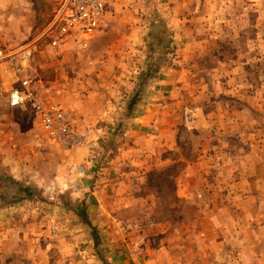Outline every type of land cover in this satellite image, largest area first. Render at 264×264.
<instances>
[{"label":"rangeland","instance_id":"obj_1","mask_svg":"<svg viewBox=\"0 0 264 264\" xmlns=\"http://www.w3.org/2000/svg\"><path fill=\"white\" fill-rule=\"evenodd\" d=\"M61 4L0 0V48L31 53L35 100L61 107L80 138L65 148L36 102L16 107L35 126L0 147L2 230L33 235L52 264H264V182L223 180L213 161L232 142L250 170L251 143H264V0H107L86 44L55 49ZM209 170L249 194L210 198Z\"/></svg>","mask_w":264,"mask_h":264},{"label":"crops","instance_id":"obj_2","mask_svg":"<svg viewBox=\"0 0 264 264\" xmlns=\"http://www.w3.org/2000/svg\"><path fill=\"white\" fill-rule=\"evenodd\" d=\"M94 38V37H93ZM5 63H0V86L2 89L7 85H10V74L13 73L11 68L7 65V70L4 68ZM9 70V72H8ZM11 70V71H10ZM14 76V73H13ZM16 80V79H15ZM7 84V85H5ZM9 99L4 98V95H0V147L4 145V142H8L5 145L12 144L13 142H19L20 138H28L31 137L30 131L34 130L35 124L33 123L29 128H21L22 122L18 115L24 113V110L21 108H11L9 106ZM22 111V112H21ZM96 114V113H95ZM98 114V113H97ZM96 114V115H97ZM90 120V119H89ZM89 125L90 121L88 118L84 121ZM241 125H239V130ZM229 128V127H228ZM237 129V128H236ZM242 143V142H240ZM253 153L251 156V169L244 170L241 166L244 164V155L241 151L235 150L233 151L232 142H220V145L216 147L220 150V159L213 160L216 163L219 161L221 169H219V175L222 176L223 180L233 179L230 178L233 175V171L236 173V183L242 180L246 182H251L252 189L251 191H257L259 189V184L264 182V143L262 142H252ZM210 145V142H209ZM215 146V145H214ZM262 146V148H261ZM209 148V147H207ZM211 148V147H210ZM234 152V153H233ZM5 156V155H4ZM3 155L0 156V162L5 160ZM211 157V155H208ZM235 162V169L231 168L232 162ZM209 178L210 185L205 189L210 198H214V196H220V200H223V196L234 192L236 195H244L249 194L248 189L244 187H232L228 188L226 186L218 185L216 186V175L214 171L209 170ZM214 180V181H213ZM225 183V182H224ZM194 186H184L179 189L178 192L181 194H193ZM113 191H116L113 189ZM108 193L106 190L102 191H92L90 193V199H98ZM235 207L242 211V207L236 202L234 203ZM242 209H241V208ZM92 208V206H91ZM252 209L255 208V205L252 204ZM259 210V208H256ZM253 218H258V214H253ZM259 222V218L256 220ZM7 230V229H6ZM251 242L254 240L253 235L250 237ZM36 239L33 235L27 233L20 235L17 232L10 231L9 233L2 230L0 226V264H25L28 260H32V263L37 258V254L39 255L41 251L36 252ZM43 263L44 264H52V253L50 250H46L43 248ZM40 254V257H42ZM47 257V258H46Z\"/></svg>","mask_w":264,"mask_h":264},{"label":"built area","instance_id":"obj_3","mask_svg":"<svg viewBox=\"0 0 264 264\" xmlns=\"http://www.w3.org/2000/svg\"><path fill=\"white\" fill-rule=\"evenodd\" d=\"M107 0H62L52 22L51 46L60 48L68 40H80L86 44L98 30L106 15ZM31 53L0 48V63L7 64L18 82L9 96L11 107H21L36 102L40 126L44 133L58 144L70 148L80 142L78 134L58 105L45 106L35 100L33 76L29 71Z\"/></svg>","mask_w":264,"mask_h":264},{"label":"bare ground","instance_id":"obj_4","mask_svg":"<svg viewBox=\"0 0 264 264\" xmlns=\"http://www.w3.org/2000/svg\"><path fill=\"white\" fill-rule=\"evenodd\" d=\"M92 37V36H91Z\"/></svg>","mask_w":264,"mask_h":264}]
</instances>
